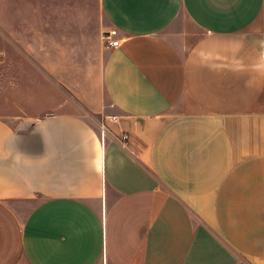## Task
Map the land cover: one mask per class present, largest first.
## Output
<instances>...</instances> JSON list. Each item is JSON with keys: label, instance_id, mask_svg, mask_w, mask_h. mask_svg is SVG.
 <instances>
[{"label": "crops", "instance_id": "0c3cea01", "mask_svg": "<svg viewBox=\"0 0 264 264\" xmlns=\"http://www.w3.org/2000/svg\"><path fill=\"white\" fill-rule=\"evenodd\" d=\"M0 264H264V0H0Z\"/></svg>", "mask_w": 264, "mask_h": 264}, {"label": "built area", "instance_id": "2783aa9c", "mask_svg": "<svg viewBox=\"0 0 264 264\" xmlns=\"http://www.w3.org/2000/svg\"><path fill=\"white\" fill-rule=\"evenodd\" d=\"M116 34H117V31L115 29H110V30L105 31L103 33L105 47H118L119 39H117V35ZM101 129L103 130V128H101ZM101 135H104V130L101 131ZM126 138H127L126 135H122V137H120L118 139L119 144L123 146L124 140Z\"/></svg>", "mask_w": 264, "mask_h": 264}, {"label": "rangeland", "instance_id": "374dc122", "mask_svg": "<svg viewBox=\"0 0 264 264\" xmlns=\"http://www.w3.org/2000/svg\"><path fill=\"white\" fill-rule=\"evenodd\" d=\"M33 201L31 203L30 202L26 203L25 207L26 206L27 207H31V205L33 204ZM9 202L11 203L12 206L18 207V208L21 206V204H24V202H22V198L21 199H19V198H10Z\"/></svg>", "mask_w": 264, "mask_h": 264}]
</instances>
